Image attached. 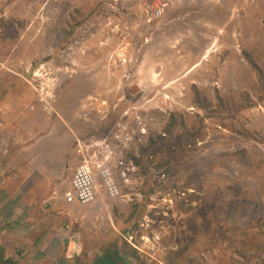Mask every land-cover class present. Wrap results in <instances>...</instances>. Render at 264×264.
Wrapping results in <instances>:
<instances>
[{
    "label": "rangeland",
    "instance_id": "rangeland-1",
    "mask_svg": "<svg viewBox=\"0 0 264 264\" xmlns=\"http://www.w3.org/2000/svg\"><path fill=\"white\" fill-rule=\"evenodd\" d=\"M7 71L0 104L14 114L1 115L0 187L34 173L33 190L22 186L14 202L56 206L81 162L78 146L110 143L124 127L135 132L125 157L137 168L132 186L148 187L143 161L162 193L122 233L138 250L122 264H264V0H0ZM160 136L162 152L139 156ZM123 193L102 216L119 226L146 201ZM61 212L73 236L77 219Z\"/></svg>",
    "mask_w": 264,
    "mask_h": 264
},
{
    "label": "crops",
    "instance_id": "crops-1",
    "mask_svg": "<svg viewBox=\"0 0 264 264\" xmlns=\"http://www.w3.org/2000/svg\"><path fill=\"white\" fill-rule=\"evenodd\" d=\"M2 74L6 77V74L10 73L8 71L0 72V77ZM9 109L4 104H0V140L3 141H6L1 137L2 125L5 123L1 120V115L3 113L6 116L14 114ZM6 111L9 112L5 113ZM5 122L8 121L5 119ZM33 124V121L28 118L25 128L27 130L33 128ZM25 137V142L32 139L31 134ZM13 138L19 139L20 137ZM16 156L15 154L13 158L17 161ZM31 175L34 173L25 175V180L18 187H16L17 183L0 187V264H83L85 257L93 258V264H100L106 255L112 254L110 241L113 237H115L113 250L118 246H124L125 240L122 233L128 227L129 222L125 226L123 224L119 226V222H114L111 217H102L106 215L107 205L113 209L120 204L118 201L99 199L91 205L90 207L96 211L95 220L83 218V215H86V210L83 208L78 206L65 208L66 205L62 200L50 209L47 205L44 207L40 203H34L32 199L28 201V198H23L21 202H14V197L18 194L26 196V193L23 194L24 187L32 189L28 187L27 182ZM14 177L15 180L22 178L16 175ZM39 177L44 178L40 175ZM69 186L70 183L67 189ZM114 203H116L115 206ZM62 208L77 219L76 223L70 222L73 223L71 224L73 236L67 235L65 227L68 221L61 215ZM101 227L104 230H99L102 229ZM116 227L121 228V233L115 231ZM116 236L121 240V243L116 240ZM121 256L127 260L128 252L122 254L121 250Z\"/></svg>",
    "mask_w": 264,
    "mask_h": 264
},
{
    "label": "built area",
    "instance_id": "built-area-1",
    "mask_svg": "<svg viewBox=\"0 0 264 264\" xmlns=\"http://www.w3.org/2000/svg\"><path fill=\"white\" fill-rule=\"evenodd\" d=\"M161 5L156 10L157 17L166 8L164 4ZM121 129L122 133L115 134L110 143L105 139L90 140L78 146L81 149L78 151L81 162L74 169L70 186L62 195L66 206L83 208L95 204L99 199L117 200L125 197L123 191L132 187L137 172L135 165L125 158L128 150L135 144V132L126 131L124 127ZM142 135H145L143 130ZM65 215L71 217L69 211ZM66 229L70 230V226L67 225ZM129 235L128 241L133 242Z\"/></svg>",
    "mask_w": 264,
    "mask_h": 264
},
{
    "label": "trees",
    "instance_id": "trees-1",
    "mask_svg": "<svg viewBox=\"0 0 264 264\" xmlns=\"http://www.w3.org/2000/svg\"><path fill=\"white\" fill-rule=\"evenodd\" d=\"M260 99L263 100V97H261ZM253 105H254V103L249 102L247 104V107H252ZM236 113H237V110H236ZM236 113L234 114V113L231 112L230 113V118H232V119L236 118V116H235ZM235 120H237V118ZM236 128H237L236 125H234L233 129L235 130ZM167 132L168 131H165L164 135H166ZM188 134H187V136H188ZM196 134H198V133H196ZM196 134H191L190 137L188 136L189 139H188V142H187L188 143L187 146H191V144H189V143L196 144V139H197V136H198ZM162 138L163 137L160 136V137H157V138L150 139L148 144H147V147L141 150L139 156L141 155V157L148 159L151 154L157 155L158 153L162 152L163 146L161 148L159 147L160 146L159 142L161 141ZM139 165L140 166H138V167L141 168L142 172L145 171V173H146L145 178H146V180H148V182L146 181V183L148 184V187L142 191V190H140V188L138 186L139 184H138L136 186V192L141 194L142 196L144 195V199H146V201L143 204V209H139L140 211L138 213L137 212L134 213L133 216L129 219V221H128L129 223H132L133 219L135 217L140 218L147 211L148 206L151 205V204H154L152 198L156 195V193L159 192V191H162V188L157 186L156 182L153 180L154 175L149 176V173H151V172L146 170V168H145L146 166H144L145 164H143V161L139 162ZM167 165H168V163H165V167ZM137 180L140 181L141 177L137 178ZM188 184H190V181H188ZM159 193H162V192H159ZM160 196H161V198L159 197L158 200L159 199L161 200L164 195H160ZM142 203H143V201H142ZM137 207L140 208V205L139 206L137 205ZM143 210H144V212L142 213ZM230 230H237V226L231 227ZM127 244H128V248H129L130 244L127 241H125L124 246H122L124 248L120 249V246H118L117 249H114L113 251H110V252H112V254L109 253L108 255H106V257L104 259H102L100 264H122L123 258L120 257L121 250H122V254L123 253L127 254V251L125 250V245L127 246ZM130 250L128 249V255L129 256L138 257L137 248L130 249ZM120 260H122V261H120Z\"/></svg>",
    "mask_w": 264,
    "mask_h": 264
},
{
    "label": "clouds",
    "instance_id": "clouds-1",
    "mask_svg": "<svg viewBox=\"0 0 264 264\" xmlns=\"http://www.w3.org/2000/svg\"><path fill=\"white\" fill-rule=\"evenodd\" d=\"M137 185H138V182L136 183ZM136 185V186H137ZM136 186H132L131 188H129L130 189V192H131V194H129V195H132V197L133 198H136V197H138V196H140L139 195V193H137L136 192ZM166 197L164 196L163 198H162V200H164ZM152 200H153V202H154V199L152 198ZM151 205H156V204H151Z\"/></svg>",
    "mask_w": 264,
    "mask_h": 264
},
{
    "label": "flooded vegetation",
    "instance_id": "flooded-vegetation-1",
    "mask_svg": "<svg viewBox=\"0 0 264 264\" xmlns=\"http://www.w3.org/2000/svg\"><path fill=\"white\" fill-rule=\"evenodd\" d=\"M132 216H133V215H131V217H132ZM134 223H135V222H134ZM134 223H133L132 228L130 227V228H128V230L125 231L126 233H127V232L133 233L134 229L136 228V225H135V224H137V223H135V224H134ZM128 225H130V223H129ZM133 228H134V229H133ZM141 234H142V233H140L139 235H141ZM130 244L137 248V246H136L135 244H133L132 242H130ZM144 253H145V252H144Z\"/></svg>",
    "mask_w": 264,
    "mask_h": 264
}]
</instances>
